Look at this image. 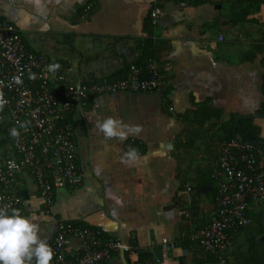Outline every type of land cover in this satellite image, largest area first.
Instances as JSON below:
<instances>
[{"label":"crops","instance_id":"1","mask_svg":"<svg viewBox=\"0 0 264 264\" xmlns=\"http://www.w3.org/2000/svg\"><path fill=\"white\" fill-rule=\"evenodd\" d=\"M86 4L90 13L80 19ZM44 5L41 15L26 0H0V19L18 27L30 50L60 67H73L74 80L92 72L110 74L145 50L159 60L161 85L152 92L92 94L84 116L76 107L81 185L56 188L47 208L34 181L24 175L21 214L38 218L47 241L57 220L68 219L131 249H113L107 264H142L140 252L151 256L144 264L157 259L160 264H204L208 253L183 244H190L188 234L203 224L201 217L211 221L213 202L207 196L223 143L221 124L234 116L264 115V0H44ZM157 7L161 13L154 23L151 13ZM196 109L214 112L205 121L213 129L189 143L184 123L193 120ZM108 116L142 131L123 141L105 138L95 122ZM249 119L259 127L264 149V118ZM130 139L139 151L132 165L121 162ZM197 184L206 186L203 196L187 190ZM234 234L228 259L242 241L240 235L234 242ZM80 243L71 239L68 254L76 256Z\"/></svg>","mask_w":264,"mask_h":264},{"label":"built area","instance_id":"2","mask_svg":"<svg viewBox=\"0 0 264 264\" xmlns=\"http://www.w3.org/2000/svg\"><path fill=\"white\" fill-rule=\"evenodd\" d=\"M90 8L88 4L83 6L79 18L85 19ZM160 13L159 7L152 11L154 23ZM52 65L58 64L26 46L16 25L0 19V93L6 101L0 109V207L10 206L9 212L11 208L21 212L25 204L21 193L24 175L34 181L47 208L52 206L56 188L73 189L83 180L75 122L69 120L76 111L74 69L71 66L53 69ZM160 85L159 63L150 59L142 66L130 65L127 75L119 79L81 85L80 100L85 106L92 94L152 92ZM13 129L18 135H12ZM133 142L130 139L128 147H133ZM215 180L217 204L211 221L188 234L190 241L216 258L204 264L226 263L230 231L251 223L248 215L251 204L264 203V155L250 142H239L236 138L224 141ZM73 238L81 241L80 251L74 257L67 252ZM47 242L54 252L51 264L107 263L111 251L117 247L131 252L123 243L105 241L99 230L68 219L57 220V229ZM160 263L157 259L151 264Z\"/></svg>","mask_w":264,"mask_h":264},{"label":"trees","instance_id":"3","mask_svg":"<svg viewBox=\"0 0 264 264\" xmlns=\"http://www.w3.org/2000/svg\"><path fill=\"white\" fill-rule=\"evenodd\" d=\"M246 2H249V4L253 3V0H246ZM150 40H145V42H149ZM151 42V41H150ZM143 49L147 48V44L142 46ZM149 59H154L157 62H159L158 58L153 56L152 53L146 54V51L143 50L142 53L129 61H123L122 67L110 74L104 75H96L94 72L88 74V75H77L75 82L78 80L81 81L82 87L91 85L93 83H103V82H110L116 79H119L121 77H124L129 72L130 65H137L142 66L144 65ZM63 66V65H62ZM62 69L64 67H61ZM161 75V73H160ZM201 110L200 108H198ZM204 112L198 113L197 109L192 111L193 112V120H190L188 122L184 123V136L185 138L189 139V143L196 142L197 140H200L204 134H207L208 132L212 131V123H206V120H210L211 116L214 115V112L212 110H203ZM198 113V115H197ZM260 113L264 114V106L260 109ZM200 117V118H199ZM237 117L234 116L230 121L226 123H222V136L219 138L221 142L228 141L232 138H236L239 142L243 143H249L252 140H257L261 143V137L259 135V127L253 122L252 119H243L240 121H236ZM69 120L71 122L78 121L76 116L74 117L72 114L69 116ZM181 144V143H180ZM186 144V141L180 145L184 146ZM255 148V146H254ZM220 154V153H219ZM239 154V152H237ZM219 155L217 157L218 161ZM200 185H192L191 191L193 196L199 197L203 196V193L199 191ZM209 202H213V210L216 209V180L212 181V187L211 190L208 193ZM192 209L195 210V214H197V204L196 200L194 199L192 204ZM248 215L251 219V223L244 227H239L234 230V236L233 240L235 242L236 238H238L240 235L242 236V241L237 244V247L233 249L231 253L230 259L226 257V263L225 264H264V236L261 238L260 241H257V237L259 235H263L264 233V203L260 206V209L258 211H249ZM207 216L201 217L199 221L203 222L202 225H199L197 229L203 228L207 226ZM79 223V222H76ZM232 232V231H230ZM192 242V241H191ZM190 244L185 241L184 246L188 245H194L199 247V245L195 242H192ZM150 255L148 253L140 252L138 253V261H140L142 264L145 263L147 259H150ZM207 261L205 262H212L216 260V258L209 254V256L206 258ZM204 262V263H205ZM100 264H107V263H100Z\"/></svg>","mask_w":264,"mask_h":264},{"label":"clouds","instance_id":"4","mask_svg":"<svg viewBox=\"0 0 264 264\" xmlns=\"http://www.w3.org/2000/svg\"><path fill=\"white\" fill-rule=\"evenodd\" d=\"M26 2L31 4L38 14L43 15L44 0ZM58 67L59 65H52L53 69ZM4 103L6 101L0 93V109ZM95 127L105 138H116L120 141L127 139L128 135H138L142 131L139 125H126L111 116L97 120ZM12 135H18L15 129L12 130ZM138 159V149L129 146L121 157V162L132 165ZM9 209L10 206L0 207V264H51L54 252L47 239L41 236V226L35 222L38 218L22 215L19 209L11 208L10 212Z\"/></svg>","mask_w":264,"mask_h":264},{"label":"water","instance_id":"5","mask_svg":"<svg viewBox=\"0 0 264 264\" xmlns=\"http://www.w3.org/2000/svg\"><path fill=\"white\" fill-rule=\"evenodd\" d=\"M76 89H77V95H76V107L78 109V111L80 112L81 116H84L83 114V106H82V103H81V100H80V90H81V83L80 81H78L76 83ZM253 117H261V118H264V115H260V114H254V115H250V116H243V117H239L237 119V122L242 120V119H249V118H253ZM250 143L252 145H254L256 148H258V150L264 155V149L262 148L261 144L259 141L257 140H252L250 141ZM206 186H201L199 188V191L200 192H205L206 191ZM263 224H264V219H263ZM264 236V233L263 235H259L256 239L257 241H260L261 238ZM122 251V250H121Z\"/></svg>","mask_w":264,"mask_h":264}]
</instances>
